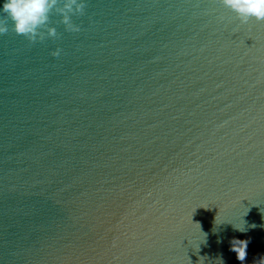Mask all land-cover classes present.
Segmentation results:
<instances>
[{
    "label": "water",
    "instance_id": "95a60500",
    "mask_svg": "<svg viewBox=\"0 0 264 264\" xmlns=\"http://www.w3.org/2000/svg\"><path fill=\"white\" fill-rule=\"evenodd\" d=\"M69 2L36 42L0 35V264H241L233 239L255 264L264 22L219 0Z\"/></svg>",
    "mask_w": 264,
    "mask_h": 264
},
{
    "label": "clouds",
    "instance_id": "9594fccd",
    "mask_svg": "<svg viewBox=\"0 0 264 264\" xmlns=\"http://www.w3.org/2000/svg\"><path fill=\"white\" fill-rule=\"evenodd\" d=\"M222 5L236 14L237 19L242 24H247L250 20L264 22V0H219ZM57 3V0H4L0 11L5 14V19H0V35L6 34L8 31L7 21L13 23V31L20 36L25 37L30 42H36L38 29H40L49 20L48 13ZM80 15L83 14L85 4L80 0H70L65 4L68 12L73 11ZM62 23L66 26V31L79 32L80 28L74 25L70 17L65 15ZM48 35L56 37V29H49ZM54 57L60 55L57 49L52 53ZM249 240L233 239L231 243V251L236 254V258L241 264L247 258V247ZM255 264H264V256L255 261Z\"/></svg>",
    "mask_w": 264,
    "mask_h": 264
}]
</instances>
